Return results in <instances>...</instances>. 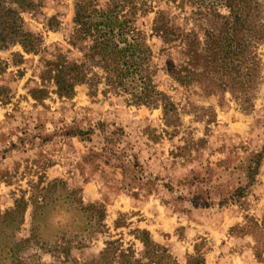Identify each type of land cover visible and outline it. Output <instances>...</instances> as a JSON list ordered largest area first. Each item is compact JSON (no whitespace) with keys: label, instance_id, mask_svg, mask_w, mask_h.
<instances>
[{"label":"rangeland","instance_id":"374dc122","mask_svg":"<svg viewBox=\"0 0 264 264\" xmlns=\"http://www.w3.org/2000/svg\"><path fill=\"white\" fill-rule=\"evenodd\" d=\"M77 1L42 0L38 12L22 14L25 28L43 40L37 55L20 44L0 49V211L60 179L84 205L106 210L108 233L73 249V264L99 255L109 239L140 249L131 234L136 228L149 231L180 264L197 249L206 264H264V154L255 167L264 152V44L261 83L253 108L243 110L228 92L175 82L168 64L185 57L153 30L156 11L141 16L138 26L157 68L154 83L177 109L166 123L160 106L133 105L104 85L94 96L81 85L73 98H60L43 78L59 55L82 59L84 45L69 43ZM97 2L105 7L108 0ZM30 212L20 238L29 235ZM60 260L41 254L38 264Z\"/></svg>","mask_w":264,"mask_h":264},{"label":"trees","instance_id":"16d2710c","mask_svg":"<svg viewBox=\"0 0 264 264\" xmlns=\"http://www.w3.org/2000/svg\"><path fill=\"white\" fill-rule=\"evenodd\" d=\"M41 8L42 0H0V49L20 44L26 54L37 55L43 40L25 28L22 14ZM171 9L179 14L172 15ZM154 11L153 30L164 45L179 49L186 59L168 64L175 82L203 86L210 94L228 92L243 110L253 108L262 79L258 49L264 44V0H108L105 7L97 0H78L69 43L84 45L82 59L68 61L59 55L49 62L43 78L54 83L60 98H73L81 85H87L94 96L104 85L133 105L160 106L165 122H170L177 109L154 83L153 51L138 26L141 16ZM53 21L49 20L51 28ZM4 64L0 60V72ZM263 154H258L256 168ZM29 208V235L20 238ZM105 218L102 206L84 205L63 180H52L40 195L26 199L23 194L13 208L0 211V264H38L41 254L62 259L60 264H73V249H85L108 233ZM131 234L140 249L123 238L109 239L99 255L84 264H180L149 231L136 228ZM186 264H206L205 253L197 249Z\"/></svg>","mask_w":264,"mask_h":264},{"label":"crops","instance_id":"0c3cea01","mask_svg":"<svg viewBox=\"0 0 264 264\" xmlns=\"http://www.w3.org/2000/svg\"><path fill=\"white\" fill-rule=\"evenodd\" d=\"M149 214L153 215L152 213L149 212Z\"/></svg>","mask_w":264,"mask_h":264}]
</instances>
